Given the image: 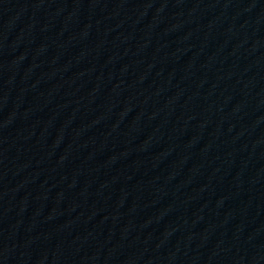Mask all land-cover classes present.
<instances>
[{
	"label": "water",
	"instance_id": "95a60500",
	"mask_svg": "<svg viewBox=\"0 0 264 264\" xmlns=\"http://www.w3.org/2000/svg\"><path fill=\"white\" fill-rule=\"evenodd\" d=\"M225 264H264V50Z\"/></svg>",
	"mask_w": 264,
	"mask_h": 264
}]
</instances>
